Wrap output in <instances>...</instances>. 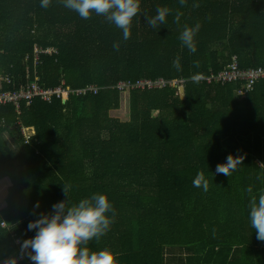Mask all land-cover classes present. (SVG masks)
Returning <instances> with one entry per match:
<instances>
[{
  "label": "trees",
  "instance_id": "trees-1",
  "mask_svg": "<svg viewBox=\"0 0 264 264\" xmlns=\"http://www.w3.org/2000/svg\"><path fill=\"white\" fill-rule=\"evenodd\" d=\"M159 7L170 14L152 28L145 16ZM197 25L190 53L179 36ZM36 47L52 50L37 65ZM235 56L243 70L264 67V0H141L128 40L104 16L82 19L62 0L47 9L0 0L1 74L100 89L23 103L20 113L0 105V264L32 262L22 249L35 235L27 226L68 199L65 186L72 203L108 195L110 230L87 247L114 250L120 264H264L249 221L250 201L264 193V80L240 96L237 84L192 79L217 75ZM143 80L168 85L119 88ZM181 81L184 97L172 85ZM125 108L127 119L118 116ZM23 127L35 128L31 143ZM229 155L242 164L216 175ZM198 173L206 192L193 187Z\"/></svg>",
  "mask_w": 264,
  "mask_h": 264
},
{
  "label": "clouds",
  "instance_id": "clouds-1",
  "mask_svg": "<svg viewBox=\"0 0 264 264\" xmlns=\"http://www.w3.org/2000/svg\"><path fill=\"white\" fill-rule=\"evenodd\" d=\"M179 2L183 5L186 0ZM62 3L65 8L76 12L85 20L93 15L104 16L109 23L122 31L124 40L130 38L133 20L141 12V0H62ZM50 4L51 0H40L42 8L47 9ZM169 14V9L159 7L154 16H145V19L149 26L157 28L166 24ZM180 15L176 14L177 22ZM198 30L199 25L195 28L185 27L179 36L182 46L190 53L197 51ZM113 47L118 49L119 45L114 44ZM196 66H199L198 62ZM173 67L177 71L181 70L179 57L173 60ZM192 79L199 83L201 76L195 74ZM243 159V156L229 155L225 163L216 167V175H231L242 164ZM193 187L208 191L209 181L203 173H198L193 179ZM65 191L67 200L55 203L49 214L40 216L27 226L28 231L35 230V235L23 242L22 249L30 250L32 264H120L119 253L114 250H90L87 247L89 241H98L110 230L113 217L109 213H113L114 208L108 195L94 193L72 203L66 186ZM249 221L256 232V238L264 241V193L250 201Z\"/></svg>",
  "mask_w": 264,
  "mask_h": 264
},
{
  "label": "built area",
  "instance_id": "built-area-1",
  "mask_svg": "<svg viewBox=\"0 0 264 264\" xmlns=\"http://www.w3.org/2000/svg\"><path fill=\"white\" fill-rule=\"evenodd\" d=\"M41 52H52V50H42L36 47V65L38 64ZM30 78V75H28L25 83L21 82L23 79H21L20 82H16L15 77H12L10 74H1L0 72V105H12L16 111L20 113L23 103H26L28 106L35 100H43L52 103L55 99L68 98L72 95L84 96L88 93L97 94L100 90L97 86L74 89L68 86L67 82H64L60 87L49 88L39 83L40 79L37 78L35 81L30 82ZM201 80H206L209 83L216 81L223 85L232 83L237 84L239 85L238 94L244 96L249 92H253L257 85L264 80V67L261 66L255 67V69L243 70L239 66L237 56H235L232 63L227 66L225 70L217 75L212 74L209 78L201 77ZM183 84L184 81L172 83V85L180 87V90L184 88ZM167 85L168 83L163 80L156 82L143 80L136 83L126 81L122 82L119 88L124 92H128L137 89L161 88ZM6 87H8V89H6ZM22 132L27 144L31 143L32 139L36 136L35 128L23 127ZM22 260L27 261L26 257H23ZM29 264H32V262H29Z\"/></svg>",
  "mask_w": 264,
  "mask_h": 264
},
{
  "label": "rangeland",
  "instance_id": "rangeland-1",
  "mask_svg": "<svg viewBox=\"0 0 264 264\" xmlns=\"http://www.w3.org/2000/svg\"><path fill=\"white\" fill-rule=\"evenodd\" d=\"M119 117H122L124 119H127L129 118V114L127 112V108H125L124 110H122L119 114H118Z\"/></svg>",
  "mask_w": 264,
  "mask_h": 264
},
{
  "label": "water",
  "instance_id": "water-1",
  "mask_svg": "<svg viewBox=\"0 0 264 264\" xmlns=\"http://www.w3.org/2000/svg\"><path fill=\"white\" fill-rule=\"evenodd\" d=\"M181 92H182V96L184 97L185 96V88H182Z\"/></svg>",
  "mask_w": 264,
  "mask_h": 264
},
{
  "label": "crops",
  "instance_id": "crops-1",
  "mask_svg": "<svg viewBox=\"0 0 264 264\" xmlns=\"http://www.w3.org/2000/svg\"><path fill=\"white\" fill-rule=\"evenodd\" d=\"M185 257V256H184ZM180 259V258H179ZM184 259H186V258H184ZM12 263H14V262H10V264H12Z\"/></svg>",
  "mask_w": 264,
  "mask_h": 264
}]
</instances>
